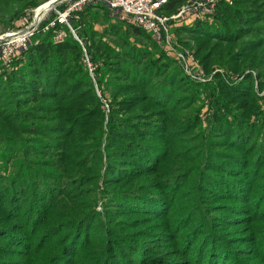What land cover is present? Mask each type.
Segmentation results:
<instances>
[{
    "label": "trees",
    "instance_id": "trees-1",
    "mask_svg": "<svg viewBox=\"0 0 264 264\" xmlns=\"http://www.w3.org/2000/svg\"><path fill=\"white\" fill-rule=\"evenodd\" d=\"M41 1L0 0L2 28ZM73 25L108 116L70 33L36 34L1 70L0 264H264V97L224 76L262 84L264 0L173 29L220 69L204 82L101 3Z\"/></svg>",
    "mask_w": 264,
    "mask_h": 264
},
{
    "label": "built area",
    "instance_id": "built-area-1",
    "mask_svg": "<svg viewBox=\"0 0 264 264\" xmlns=\"http://www.w3.org/2000/svg\"><path fill=\"white\" fill-rule=\"evenodd\" d=\"M168 0H48L34 8L21 21V28L0 33V72L9 66L12 61L31 43L36 34H44L53 30L54 41L63 40L68 33L78 41L82 49V63L87 68L95 83L97 96L101 98L102 108L109 112L108 100L102 98L101 91L96 84L95 69L101 63H94L84 45V41L72 26L73 21L79 19L83 9L94 3H101L113 15L131 22L149 32L167 56L174 58L188 71L190 77L199 81H207L208 77L199 65L194 54L186 50H178L173 42V29L183 23L189 24L196 19H210L214 13L216 0H190L176 12L166 15L162 6ZM172 30V31H171ZM37 41V40H36ZM35 41V42H36ZM194 72H191L192 70ZM220 69H214L212 74ZM210 75V77L212 76ZM209 77V78H210Z\"/></svg>",
    "mask_w": 264,
    "mask_h": 264
},
{
    "label": "rangeland",
    "instance_id": "rangeland-1",
    "mask_svg": "<svg viewBox=\"0 0 264 264\" xmlns=\"http://www.w3.org/2000/svg\"><path fill=\"white\" fill-rule=\"evenodd\" d=\"M46 1H48V0H42L38 5H36L35 7H32V8H29L26 12H25V14L20 18V19H18L17 21H15V23H14V26L13 27H11V28H7V29H3L2 28V25L0 24V33L2 32H5V31H9V30H17V29H19V28H21V21L24 19V18H26L27 16H28V14L29 13H31V11L34 9V8H36L37 6H39L40 4H43L44 2H46ZM228 1V0H227ZM184 5V4H183ZM176 12V11H175ZM174 13V12H173ZM111 14H115V13H111ZM172 14V13H171ZM93 24H94V29L95 30H97V31H99V32H101V31H104V26H105V22H104V19H103V16H100L99 18H97V19H95L94 20V22H93ZM183 24H185V23H183ZM72 26L74 27V25L72 24ZM74 28H76V27H74ZM76 31H77V28L75 29ZM172 31V30H171ZM172 34H173V36H174V38H175V40H174V42H173V44H174V46L178 49V50H180V51H184V50H186V51H188V52H191V53H193L194 54V52H193V50H194V42H193V40H191V39H188V38H183V40L186 42V43H188V46H186V45H184L183 44V42H181L180 40H179V38L177 37V35L172 31L171 32ZM78 34V33H77ZM79 35V34H78ZM80 36V35H79ZM81 38V37H80ZM194 57H195V54H194ZM195 59H196V57H195ZM200 65V64H199ZM201 66V65H200ZM101 66H99V68H100ZM182 68V67H181ZM202 68V67H201ZM203 69V68H202ZM183 70V69H182ZM204 70V69H203ZM195 70L193 69L191 72H194ZM183 72H184V75L185 76H187V77H189V79H191V80H194V81H196V82H203V81H199V80H195V78H193V77H190V75L189 74H187V72L188 71H186V70H183ZM225 72V71H224ZM224 72H222V73H224ZM256 72H257V70H255V68H247V69H245V72L242 74L241 73V75H239V74H230V72H228L227 74H224V76L226 77V76H230L231 78H234L236 75H237V78L236 79H241L242 78V76L245 74V73H249L251 76H252V78H253V88H254V91H256V94L258 95V96H260V97H264V80H263V82H262V84H259L258 83V77L256 76ZM89 73V72H88ZM204 73H205V75H207L206 77H208V79L210 80L211 78H212V76L210 77V73H206L205 71H204ZM221 74V73H220ZM90 75V74H89ZM239 75V76H238ZM91 76V75H90ZM210 77V78H209ZM91 79V78H90ZM92 80V79H91ZM93 87H94V89H95V85L93 84ZM96 92V91H95ZM97 95V94H96ZM101 95H102V98L104 97L106 100H108V102L110 103V101H109V99H108V96L107 95H105V94H103V93H101ZM98 97V99H99V101L101 100V98L99 97V96H97ZM260 103H262V102H260ZM100 104H101V109H102V111L104 112V114H105V116L107 117L108 116V113H106V111L104 110V108H102V102H100ZM97 210H99V211H101L102 210V206H101V202H99V205L97 206Z\"/></svg>",
    "mask_w": 264,
    "mask_h": 264
}]
</instances>
